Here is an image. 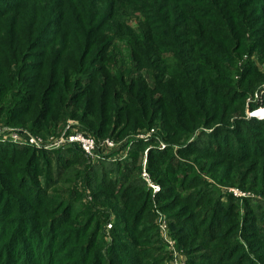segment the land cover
<instances>
[{"label":"trees","instance_id":"1","mask_svg":"<svg viewBox=\"0 0 264 264\" xmlns=\"http://www.w3.org/2000/svg\"><path fill=\"white\" fill-rule=\"evenodd\" d=\"M126 1L128 3L127 6L122 8L121 6ZM227 1L228 0H113V4L121 9L120 24L122 26V31L118 33V35L125 34L129 28L134 30L133 33L127 36V40L120 39V41L126 45V52L129 54V60L131 59L130 61H132L131 69L133 68V64L136 66H146L145 68L150 69L151 64L159 63L163 68L169 71L163 79L167 87H161L159 83L161 79L157 78L156 88L152 90L154 92L157 91L163 98L155 102H149L147 108H139L137 105L150 95L151 91H149L148 87L143 83L139 84L137 82L141 80L139 78H137V80H125L127 75L125 73L117 74V67L114 68V73H112L111 68L115 66L113 64H117L118 54L114 56L106 52H93V54L91 51L95 49L100 42L98 43L96 38L92 40L91 38H87L86 31L82 33V30V34L79 36L83 39L82 44L85 48L90 47L86 57L91 53L90 57L93 62L98 63V66L93 67L94 64H92V68L89 69L92 71L93 75L89 78L87 74H83L84 69L89 68L84 61H82V63L76 62L73 66L55 67V74L53 75L52 72L48 74V71L52 68L48 66L53 62L55 56L53 54L49 56L48 54L40 63L30 64V66H34V68L39 66L41 69L37 71L39 75L36 78L30 76L22 78V82H25V85L29 86L25 88L24 91H28V93H30L29 98L31 100H38V103L41 101L43 93H52L50 99L54 101L55 107L60 103H63V105L66 104L71 98L75 99V94L73 95L74 97H71V92L77 89L75 84L80 82V80L86 79V87L83 88L85 89L84 93L82 96H78L80 98L75 101L77 102L76 105L80 104L82 108H87V111H83V121L85 123H90L88 124L89 128L84 132L87 133L86 135H90L94 138L96 142L99 138H103L106 135L108 138H116L117 130L118 134H126L129 131H134L130 126V121L128 119H126V121L125 119L123 120L122 112H129V104L136 106L130 114L135 115L138 113L140 115L138 118L145 131L151 130L149 124L158 117H161L165 124L168 120L179 121V116L185 112V106H181L183 102H186L185 98L191 99L192 103H194V107H196L195 112H197V106L200 109L198 113L190 111L191 117L195 119L197 127L199 125L210 124L209 118L210 115L214 113V109H216V101L221 102V106L225 107V117H230L234 112L238 113L239 116H243L244 104L240 106L243 107L241 110L238 106L230 107L232 98H220L217 91L213 90L212 84L221 85V88L226 89L225 81L227 80L230 89H239L242 83V77L245 76V78H250L248 74H250L251 71L247 68L248 61L240 60L243 56L237 55V53L240 47L247 44V39L255 37L257 33L253 32L252 28L248 26L249 23L251 25L254 21V16L250 17V12L245 14V12L241 11V8H246V4L250 2H261L262 0H238L235 6H230ZM25 3H27V0L26 2H24V0H13L12 5L6 4V9H0V25H7L8 23L5 21L6 18L9 20L11 13H16L19 10L15 18L14 15H12L11 20L17 18L19 21V24L17 21V25L13 27V30L16 34L20 35V33H17L16 28L17 26L21 27L24 21V19L21 18L22 11H20V8H24ZM61 3L63 4V2H60V5H62ZM60 5L57 6L56 14L49 15L51 17V23H53V20L57 17L60 21H63L61 12L64 5ZM32 13L33 21L31 22V26L29 27L30 32L28 33L32 37L26 41L19 38L22 45L25 44L26 47L30 48L32 47L33 40L37 39L39 35V32L36 30L38 23L35 19H39V16L45 13V8L40 9V11L36 10V14H34V12ZM137 13L140 14V17H137ZM60 21L59 24L61 23ZM59 24L57 25L59 26ZM62 25L66 26L64 23ZM72 26L76 28V24L73 23ZM1 29L2 27L0 26V30ZM38 30H40V28ZM46 34L47 32L40 36V38L36 40L38 41L37 43H39ZM142 34H150V38L147 39L144 37L139 42V40H136V37ZM179 35L184 36L185 39H178ZM246 37L249 38L246 39ZM51 42L53 41L48 42L47 45ZM137 43L142 45L141 50L136 46ZM51 44L53 45V43ZM51 44L43 46L42 49L46 48L51 52L52 48H49V46H52ZM149 44L150 48L153 47L151 44H154V46L162 50L151 51L149 50L150 48L148 49ZM13 45L17 47L14 40ZM107 47L110 48L112 46ZM254 47L260 49L262 52L264 43L258 45V43L255 42V45H247L245 48L250 49ZM39 55L40 53L38 52L37 56ZM64 55L65 54H63V56ZM244 55H246L247 58V54ZM100 63H105V65H101ZM228 65L233 68L237 67L238 71L231 72V69H228ZM243 67L244 70L242 71ZM64 68L67 70L70 69V75L64 77L65 80H62L67 81V84H65L67 88L64 84H61L63 88L58 92H53L54 83L57 80L56 78L61 76L59 72H62ZM89 70L87 73H90ZM106 70L108 71L104 72ZM31 71L32 70H29V72ZM248 71L249 73H247ZM242 72L243 74H239ZM253 73L254 72L251 74ZM226 74L228 75L225 76ZM220 75H224L225 77ZM19 81L21 80L19 79ZM71 82L74 84L72 88L70 87ZM249 82L253 84L251 80ZM258 82L259 83L251 88L248 85L247 90L253 92L257 85L262 84L261 80ZM13 85V79L10 78H7L3 84H1L0 88L4 91V95L6 90ZM169 87H173L175 92L168 90L167 88ZM57 88L59 87L57 86ZM247 90L244 91L246 92ZM184 91L188 92V94H183ZM245 92L237 95L233 102L239 100L241 103L242 99L248 98ZM230 93L233 95L234 92ZM116 101L120 104H124L123 109L117 108L115 104ZM28 103L29 102L22 104L28 105ZM6 104L4 105L5 109L9 110L11 108L13 110H11L12 112L15 111L17 114H22V117L27 111L26 109L23 111L22 108L18 109L17 101L9 103L7 99ZM258 104L253 103L250 105L251 109H256L257 106H259ZM9 105L10 107L8 108ZM154 106L157 107L155 110L153 108ZM39 110L41 111V117H44L47 106ZM148 111H150V117L146 118ZM181 111L184 112L181 114ZM224 118L222 117L219 120H223ZM249 120H238V118H235L232 124V127H234L233 132L222 131L221 133H214L211 135V140H209L210 138L206 140L208 141L206 145H204L202 139L192 136V132L183 139V141H186V145L177 149V152L180 156L195 157L193 160L195 163H197V158L203 161L202 157H227V159L236 161L245 160L247 158L264 159V120H259L257 118H251ZM6 122L8 124L12 123ZM51 122L52 121H49V123ZM193 125L195 126L194 123ZM133 135L135 136L137 134H131L128 138L133 137ZM179 139L181 140V138ZM136 140H138L135 142L137 149L131 154L129 151L127 152L130 156L126 154L127 156L120 160L114 159L111 161L105 157L102 161L96 163L100 168H97V172L93 178H99L100 180L98 181L101 182L100 185L110 191L112 197L115 195V197L119 199L118 202H120L123 210L119 214L120 216L118 215L121 221L119 227L123 228H119L121 229L119 231V229L117 230L111 225V229L114 228L113 230L118 231V239L115 240L114 245L110 248V259L107 260L103 250L99 248L98 252L93 255L91 264H104V262L109 264H140L139 259L144 255V253H142V255L140 254L142 252L141 249H143V246H140V244H149L151 237L148 232L150 231L151 235L154 230H157V225L154 223L155 216L153 215V210H148L152 205V201L150 196L146 194L147 188L145 187L146 190H144L145 188L142 190L143 187H141V183L138 182V179L137 182H135L136 178L135 180L131 179L130 176H133L136 171H131L127 166V163H130V161L135 164L140 157V151L142 152V150H140L142 146L143 148L149 147L148 159L150 163L158 166L165 163L164 166H166V168L161 172L159 179V183L164 185L160 198L162 201H165V204L163 202L161 205L162 210H160L168 213L169 217H172V219H169L170 224L173 230L176 231L174 234L177 235V239H179L181 244L182 242L186 243L189 238L191 239V242L187 245V254L189 257V263L187 262V264L202 263L204 260L210 264H245L246 261L248 264H258L259 262L253 260L249 256V253L245 254V252L242 251L244 248L243 243L241 244L239 240L233 241L235 236L245 239L248 236L247 227H251L242 224L245 230H241L238 234L235 233L236 227L239 226L240 221L243 223L245 219H248L243 217L241 210L237 212V216L235 217L237 221L233 223L234 220H231V224L227 227L226 231L224 233L221 232L222 227L228 220L230 211L234 209L230 202L232 198L234 199V197H232L233 194L230 193L231 196L228 195V193H224L219 186V182L216 180L215 182H211L205 179L202 174L193 172V167L185 166V164L176 160L175 156L170 152L171 150H157L152 148L150 145L154 140L151 143H143L139 142V139ZM72 147L76 149V152L85 156L78 146ZM2 149L8 150L10 156L9 158L2 157L1 160H7L6 164L8 168L15 169L14 175L8 172V175L4 174L3 179L5 178L6 180L4 181L7 182H18L17 191L20 193V198L23 199L19 201V199L16 200L6 195L1 187V182L0 216L8 212H11L10 214L12 215L15 211V204L18 205L17 212H19L20 207L27 209L31 207H46L47 209L50 207V205L54 203L53 200L49 198L48 193L52 183L47 181L42 188L41 183H38L35 179L37 175L35 160L38 154L41 156L46 154H40L30 148H18L10 145H6L2 147ZM0 153V155L3 154V152ZM251 164H253V162H251ZM257 164L259 165L260 162ZM182 166L184 167L182 168ZM260 168V171L257 170L255 175L257 179H260L264 184V164H262ZM31 171L34 172V174H31ZM107 171L110 173L109 176L105 175ZM151 171L152 177L153 175L156 176L153 170ZM3 172L6 173V171ZM261 172L262 174H260ZM52 178L54 179V175ZM48 179L49 176L46 180ZM0 181H2L1 174ZM237 187H240V189L243 188L242 186ZM243 200L242 202H245V200ZM204 204L207 205L206 208L202 207ZM240 208H242V204ZM51 212L50 218L46 221L48 231L42 234L38 232V227H34V223L27 225L25 237L6 231L5 228H7L8 225L0 224V243H8L0 250V264H15L17 259L21 260L20 264H36V261L40 260L44 255H49L50 253L52 255L61 248V244L55 246L57 241H64L67 239L70 242L73 240V236H71L67 230H64L65 221L73 216L77 217V215L72 213L71 207L64 204L62 208H58L56 211L52 210ZM262 212L263 215L259 219L254 217L251 213L249 214L252 217L251 221L253 223L259 222L260 225L253 226L252 230L256 231L253 237H256L259 244L264 246V209ZM88 219L87 226L89 228L92 220L90 217ZM84 225H86V223ZM33 227L35 229H33ZM229 228L231 229L230 232ZM79 229L81 231L83 230V228ZM43 236L45 237L42 240L41 238ZM97 236V231L89 234V239L84 248L85 250H87L89 246L91 247V244L94 243ZM148 238L149 240L142 241ZM227 239H229V242H226ZM45 240L49 243L47 249L42 250ZM213 243L214 245L216 244L215 247H207L208 244ZM90 247L89 250L91 249ZM32 250L35 252L34 254H30ZM208 250L210 252L206 254ZM149 251L150 250H148V253ZM220 251L222 253H220ZM217 252L220 253L219 258L217 257ZM58 254L59 253H57V255ZM84 255H86V253ZM46 260H49V256Z\"/></svg>","mask_w":264,"mask_h":264},{"label":"rangeland","instance_id":"2","mask_svg":"<svg viewBox=\"0 0 264 264\" xmlns=\"http://www.w3.org/2000/svg\"><path fill=\"white\" fill-rule=\"evenodd\" d=\"M24 2H26V0H24ZM60 2H63V4L61 3L62 5H60ZM237 2L238 0L227 1L230 6H235ZM6 4L12 5L13 0H1L0 9H6ZM127 4L128 3L126 1L121 7L123 8L124 6H127ZM59 5H64L61 12V17L64 22L60 21L57 17L53 20V23H51L52 21L49 15L54 13L56 14L57 6ZM246 5V8H241V11L245 12V14H248L250 12V17L254 16V21L251 23V25L249 23L248 26L251 27L253 32L257 34L252 38L246 37V39L249 38L247 39V44L240 47L237 55L243 56L242 58H240V60L242 59L246 60V62L248 61L247 68L249 71H251V73H254L248 74V76H250L249 79L245 78V76L242 77V83L239 89H230L228 87L227 80L225 81L226 89L221 88V85L212 84L213 90L217 91L220 98H232L230 107L238 106L241 110V108L243 107L240 106L244 104L243 116H239L238 113L234 112L230 117H225V107L221 106V102L216 101V109H214V113L211 114L209 118L210 124L199 125L197 127L196 121L195 119H193V117H191L192 115L190 111H192L193 113H198L200 109L197 106V112H195L196 107H194V103H192L191 99L185 98L186 102H183V105L181 104V106H185V112L181 111V114L183 112L184 114L179 116V121L168 120L165 124L161 117H158L149 124L151 130L145 131L138 118V116L140 115L138 113H136L135 115L130 114L136 106L129 104L130 107H127L129 112H122L123 120L125 119L126 121V119H128L130 121V126L134 131H129L126 134H118L117 130L116 138H108L107 135L103 138H99L97 140V144H101L102 150H98V158L95 159H88L87 157L76 152V149H74L71 145L63 144L69 133L78 131L87 134L84 131L89 128L88 124L90 122L88 121L89 123H85L83 121V111H87V108H82L80 104L76 105L77 102L75 101L80 98L78 96L83 95L85 90L83 88L86 87L87 80H80V82L75 84L77 89L71 92V97L75 94L76 98L69 99L64 105L63 103H60L59 105H56L54 107L55 103L50 99L52 93L48 92H45V94L43 93L41 97L42 99L38 103V100H31L29 98L30 93H28V91H24L25 88L29 86L25 85V82H22V78H26L27 76L36 78L39 75L37 71H39L41 67L37 66L36 68H34V66H30V64H38L41 62V60L45 59L48 54L49 56L53 54L55 55L54 60L48 66L52 68L48 71V74L52 72V74L54 75L56 70L55 67L73 66L76 64V62L82 63V61H84L86 66L89 68H85L83 74H87V77L90 78L91 75H93L92 71L89 70L90 68H92L91 65L94 64L93 67H96L98 66V63L93 62L90 57L91 53L88 57H86L90 47L85 48L82 44V37H79L86 31L85 33L87 38H91V40L96 38L98 40V43L100 42V44L91 51L92 53L106 52L108 54H112V56L118 54L117 64H113L115 66L111 68L112 73H114V68L117 67V74L125 73L127 75L125 77V80H137V78H139L141 80L137 82L139 84H145L148 87L149 91H151L150 95H148V97L146 98L143 97L145 98V100L137 105L139 108H147L149 102H155L156 100L163 98L162 95L157 91L154 92L152 90L156 88L158 79H161V81H159L161 87H167L163 79L164 77H166L165 75H167L169 71L163 68L159 63L151 64L150 69L145 68L146 66H136L133 64V68L131 69L132 61H130L131 59L129 60V54H127L126 52V45L121 42L120 39L122 38L127 40V36H129L130 33H133L134 30L129 28L125 34L118 35V33L122 31V26L120 24L121 9H119L117 5L115 6L113 4V0H27L24 8H20V11H22L21 18L24 19V21L22 22L21 27L17 26L16 28L17 33H20L21 36L16 34L13 30V27L17 25V18L11 20L12 15H14L15 18L19 10L16 13H11V15L9 16V20L6 18L5 21L8 23L7 25H0L2 27V29L0 30V86L7 78L13 79L14 82V85L10 86L6 90L5 95L4 91L0 88V136L4 137L3 139L0 138V152H3V154L0 155V174L2 179V181H0V183L2 182L1 187L3 188V192L6 195L11 196L16 200L19 199V201H22L23 198H20V193L17 191L18 182H7L4 181L6 180L5 178L3 179L4 174L8 175V172L9 174L14 175L15 169L8 168L6 164L7 160H1L2 157L9 158L10 156L8 150L2 149V147L10 145L18 148H30L40 154H46L42 156L38 154L35 160V170L37 173L35 179L38 183H41L42 188L45 185V182L48 181L52 183L48 193L49 198H51L54 202L47 209L46 207H31L29 209L20 207V213L16 211L18 209V205L15 204V211L12 215L10 214L11 212L1 214L0 224L8 225L7 228H5L6 231L13 232L14 234L16 233L17 235L25 237L27 225L31 223L35 224L34 227H38L37 230L39 233H46V231H48L46 221L48 218H50V214H52L51 211H56L58 208H62L64 204L70 206L72 213L77 215V217L73 216L70 219H67L65 221L64 227V230H67V232H69L71 236H73V240H71L70 242L67 239H65L64 241H57L55 246L61 244V248L58 251L54 252L52 255L51 253L49 255H44L40 260L36 261V264H91V262L93 261V255L98 252L99 248L103 250L105 258L107 260L110 259V248L112 245H114L115 240L118 239L117 230L119 228H123L119 227L121 221L118 217V215L123 210L121 208L120 202H118L119 199L116 198L115 195L112 197L110 191L100 185L101 182L98 181L100 180L99 178H93L95 173L97 172V168L99 167L96 163L102 161L105 157H107L111 161L114 159L120 160L127 155L130 156V154L137 149L135 142L138 140L136 139H139V142L143 143H151L154 140L150 145L152 146V148H155L157 150H171L170 152H172L176 160H179L181 163L185 164V166L193 167V172L202 174L205 179L211 182H215V180L219 182V186L221 190L224 191V193H228V195L233 194V196H231L234 197V199L232 198L230 202L233 205L234 209L233 211H230L228 220L226 218L227 221L222 227L221 232L224 233L226 231L227 227H229V225L231 224V220H234L233 223L237 221L235 220V217L237 216V212L241 210L243 217L248 219H245L243 223L240 221L239 226L236 227L235 233L238 234L241 230L244 231L245 229L243 225L251 227H247L248 236L245 235L247 236L245 239L235 236L233 241L239 240L241 244L243 243L244 248L242 251H244L245 254L249 253V256L253 260H257V262H259L258 264H264V246L259 244V241H257L256 237H253L256 231L252 230L253 226L260 225L259 222L253 223L251 221L252 217L249 214L251 213L257 219H259L263 215L262 210L264 209V184L260 179H257L255 173H257V170L260 171V167L262 166V164H264V159L258 160L247 158L245 160L236 161L227 159V157H202L203 161H201L200 158H197V163H195L193 162L195 157L180 156L177 152V149L186 145V141H183V139L192 132V136H196L198 137V139H202L204 145H206V143H208V141L206 140L209 138V140H211V135L214 133H221L222 131L233 132L234 127H232V124L235 121V118H238V120H249L251 118H254L252 117L253 112H255L258 108H264V47L262 48V52L260 51V49H256L255 47L250 49L245 48L247 47V45H255V42L258 43V45H262L264 43V0H262L261 2H250ZM42 8H45V13H42L41 16H39V19H35L38 23V27H36V30L39 32V35L37 34V39L33 40L31 48L26 47L25 44L22 45L20 39L26 41L27 39L32 37L28 34L30 32L29 27L31 26V22L33 21L32 12L36 14V10L40 11V9ZM136 15L137 17H140L139 13H137ZM59 21L61 22L60 24ZM63 23L66 24V26L62 25ZM73 23L76 24V28L72 26ZM57 24H59V26ZM39 28L40 30H38ZM81 30L83 31L82 33ZM46 32V36H44L42 40L37 43L38 41L36 40H38L40 36H42ZM144 37L149 39L150 34L139 35L136 37V40H139L140 42V40H142ZM178 39L184 40L185 37L179 35ZM13 40L15 41V44L18 48L14 47ZM50 41H53L51 42L53 43V45L50 43L52 46H49V48H52V51L50 52V50H47L46 48L42 49L43 46L47 45V43ZM151 45H153V47L151 48L150 44L148 45V49L150 48L149 50L151 51L162 50L154 46V44ZM107 46L112 47L108 48ZM136 46L139 50H141L142 45L140 43H137ZM244 49L247 51H245ZM38 52L40 53L39 56H37ZM63 54L65 55L63 56ZM244 54H247V58ZM40 56L42 57V59ZM100 64L105 65V63ZM229 68L231 69V72L238 71L237 67L233 68L228 65V69ZM29 70L32 71L29 72ZM88 70L90 71V73H87ZM243 70L244 67L242 68V71ZM107 71L108 70L104 72ZM249 71L247 73H249ZM59 74L61 76L56 78L57 80L54 83L53 92H58L59 90H61V88H63L61 84H67V81L62 80H65L64 77H68L70 75V69L67 70L66 68H64L62 72H59ZM239 74H243V72ZM227 75L228 74H226L225 76ZM220 76L225 77L224 75ZM19 79L21 81H19ZM250 80L253 82V84H250ZM259 80H261L262 84L257 85L253 92L251 91L252 93L250 92V90H247L248 85L251 88L255 84L259 83ZM57 86L59 88H57ZM73 86L74 84L71 82L70 87L72 88ZM167 89L175 92L173 87H169ZM244 90H247V93ZM230 92H234L233 95ZM243 92H245L248 98L242 99L241 103L239 102V100L233 102L235 100V97L242 94ZM183 94L187 95L188 92L184 91ZM7 99L9 103L12 101H17L18 109L22 108L23 111H25L26 109L27 111L25 115L22 117V114H17L15 111L12 112L13 110L11 108L9 110L5 109L4 105L6 104ZM27 102H29L28 105L22 104ZM253 103H259V106H257V108L254 110H252L250 106ZM115 104L117 108L123 109L124 107V104H120L117 101L115 102ZM45 106H47V111L44 117H41V111L39 109ZM9 107L10 105L8 106V108ZM153 108L155 110L157 107L154 106ZM149 117L150 111H148V113L146 114V118ZM222 117L225 118L223 120H219ZM6 121L12 123L8 124ZM49 121L52 122L49 123ZM193 123L195 124V126L193 125ZM10 131L20 133L22 139H24L25 141L33 138L36 143L39 144V146L37 147L34 145V147H31L30 145L23 144L16 145V143L11 142L9 141V139H7L12 133ZM134 133H136L137 135H133V137L128 138V136ZM179 138H181V140ZM106 141L113 142L114 147L106 148V146H102ZM148 148L149 147H140V150H142V152L140 151V157L135 162V164L131 161L130 163H127L128 169H130L131 171H136L135 173L133 172V176H130L131 179L135 180L136 178L135 182H137L138 179V182L141 183V187H143L142 190L145 187L147 188L146 194L150 196L152 201V205L148 208V210H153V215L155 216L154 223L157 225V230H154L151 235L150 231L148 232L149 236L151 237V241H149V244H140V246H143V249H141L142 252L140 254L142 255V253H144V255H142V257L139 259V263L187 264L189 260L187 254V245L191 242V239L189 238L186 243L182 242L181 244L179 239H177V235L174 234L176 233V231L173 230V227H171L169 219H172V217H169L168 213L161 211V205L163 204V202L165 204V201H162V199L160 198L162 187L164 185H161L159 183V179L161 172H163L166 166H164L165 163L160 166L150 163V160L148 159ZM128 151L130 152V154L127 153ZM251 162H253V164H251ZM258 162H260L259 165L257 164ZM183 167L184 166H182V168ZM151 170H153L156 176L153 175L152 177ZM3 171H6V173ZM31 174H34V172L31 171ZM109 174L110 173L108 171L107 174L105 173L106 176H109ZM260 174H262V172ZM53 175L54 179L52 178ZM48 176L49 179L46 180ZM138 177L141 179H139ZM150 185L156 186V191H154L150 187ZM237 186H242L243 188L240 189V187L238 188ZM146 188L144 190H146ZM243 199L245 200V202H242ZM241 204L242 208H240ZM206 206L207 205L204 204L202 207L206 208ZM89 217L92 221L91 225L88 228L87 221L89 220ZM85 223L86 225H84ZM111 225L117 230H113L114 228L111 229ZM34 227L33 229H35ZM79 228H83V230L81 231ZM120 230L121 229H119V231ZM230 230L231 229L229 228V232ZM94 231L98 232V236L94 240V243L91 244V247L89 246L91 249L89 250L88 247V249L85 250L84 248L86 242L89 239L88 236ZM44 237L45 236H43L41 239L43 240ZM149 238L143 239L142 241L149 240ZM226 242H229V239H227ZM48 243L49 242L45 240L42 250L47 249ZM7 244L8 243H0V250H2ZM215 245L214 243L208 244L207 247L213 248L215 247ZM148 250H150L149 253ZM209 252V250L206 251V254H209ZM218 252L216 254L219 258L220 253L222 252ZM34 253L35 252L32 250L30 254ZM57 253L59 254L57 255ZM85 253L86 255H84ZM48 256L49 260L47 261L46 258ZM20 262L21 260L17 259L15 261V264H20ZM104 264L109 263L104 262ZM197 264L210 263L204 260L202 261V263L200 262ZM245 264H248V262L246 261Z\"/></svg>","mask_w":264,"mask_h":264},{"label":"built area","instance_id":"3","mask_svg":"<svg viewBox=\"0 0 264 264\" xmlns=\"http://www.w3.org/2000/svg\"><path fill=\"white\" fill-rule=\"evenodd\" d=\"M252 117L257 118L259 120H264V108H258L255 112H253ZM10 132H12L10 136L8 138L7 137L5 138L9 139V141L11 142L16 143V145L23 144V145H30L31 147H34V145L37 147L39 146V144L36 143V141L33 138H30L29 140L25 141L24 139H22L20 133L13 131ZM0 133H1V129H0ZM0 138L3 139L4 137L0 136ZM63 144L78 146L85 155V157H87L88 159L98 158V149H101V144L98 145L97 142L94 140V138L78 131L74 133H69ZM102 146H106V148L107 147L111 148L114 147V144L111 141H106ZM150 187L154 191H156L157 189V187L153 185H150Z\"/></svg>","mask_w":264,"mask_h":264}]
</instances>
